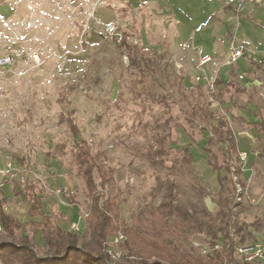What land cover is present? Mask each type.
<instances>
[{
	"label": "rangeland",
	"instance_id": "rangeland-1",
	"mask_svg": "<svg viewBox=\"0 0 264 264\" xmlns=\"http://www.w3.org/2000/svg\"><path fill=\"white\" fill-rule=\"evenodd\" d=\"M263 1L0 0V196L8 199L6 212L22 223L39 220L28 214L26 187L34 182L42 211L66 215L57 224L83 234L94 196L76 164L77 145L85 141L113 173L111 196L130 227L153 232L149 208L161 204L168 182L178 185L183 206H196L202 221L225 227L215 202L221 176L227 177L225 195L235 200L232 232L239 231L245 245L264 242V136L254 137L242 116L258 113L248 103L264 109V70L238 81L240 65L228 61L237 45L252 60L248 18ZM256 79L258 88L251 84ZM222 123L245 154L240 183L231 182L226 167L236 154L214 136ZM159 146L168 152L163 169L147 159ZM93 178L96 195L106 197L110 186L103 190L97 168ZM167 224L164 238L176 259L211 251L207 230L186 223L176 231L174 220ZM119 234L109 236L107 248L125 251L115 243ZM34 236L44 245L40 230ZM235 258L245 263L239 253Z\"/></svg>",
	"mask_w": 264,
	"mask_h": 264
},
{
	"label": "trees",
	"instance_id": "trees-1",
	"mask_svg": "<svg viewBox=\"0 0 264 264\" xmlns=\"http://www.w3.org/2000/svg\"><path fill=\"white\" fill-rule=\"evenodd\" d=\"M122 42L126 44L124 38ZM70 123L69 121V125ZM224 126L223 123L215 126L213 128L214 136L219 137L221 142H227L232 153L236 154V162L229 156L226 167L231 182L234 183L236 177L240 183L243 181V166L240 160L237 139L232 130L224 132ZM69 127L74 134H78L74 125ZM87 147L85 141L78 144V155L76 156V164L83 170L88 189L94 194L92 197L93 203L88 214L90 219L86 221L85 232L79 234L76 231L61 228L57 224V218L67 220V216L64 214L60 213L58 217L46 215L42 211L43 202L40 193L37 191V185L31 182L26 187V197L30 202L28 214L33 219L39 218L38 221L22 223L18 218L6 212L5 207L8 199L0 196V223L2 226L0 235L3 234L7 237V239L0 241V261L2 264H113L107 251V240L112 233L117 231H120L125 237V241L121 245L127 252V256L116 262V264H236L237 248L245 245V240L243 238L239 239V231L232 232L234 228L231 226L233 223L235 225L233 220L235 200L225 195L229 192V189L225 187L227 177L219 176L221 189L215 199L221 213L228 220L225 227L216 228L212 223L202 221L196 206L189 209L179 202L175 193L178 185L168 182L166 189H164L165 193L161 204L149 208V215L153 219V226H155L153 232H140L120 221V215L117 212L119 207L111 196L113 173L104 170L98 160L90 155ZM166 155H168V152L164 146H159L158 150L148 153L147 159L153 167L163 169L165 168L164 157ZM94 168L99 170L103 190L107 188V185L110 186L106 191V197L96 195L95 189L97 186L94 184L93 178ZM236 185L235 183V191H237ZM21 192L17 191V194L20 195ZM102 200L105 201L102 202ZM204 215L208 217L210 213L205 211ZM170 220H174L176 231H181L182 226L186 223L207 230L212 240L210 253L203 255L198 252L191 255L183 252L186 258L176 259L175 254L171 251L170 241L164 238L165 228H167V223ZM36 230L41 231L44 245H40L36 241L34 236ZM23 232H29L30 234L23 236ZM221 237L223 242L220 248L215 249L219 245L218 241ZM243 264L256 263L245 262Z\"/></svg>",
	"mask_w": 264,
	"mask_h": 264
},
{
	"label": "crops",
	"instance_id": "crops-1",
	"mask_svg": "<svg viewBox=\"0 0 264 264\" xmlns=\"http://www.w3.org/2000/svg\"><path fill=\"white\" fill-rule=\"evenodd\" d=\"M250 9L251 14L250 18H248V25L246 29V41L248 42V46L250 48L251 54L249 57L252 60H246L245 55L238 60L236 64H239L240 67L236 71V77L239 81L240 79H248L247 75L251 74L252 72L257 71V69L264 70V1L263 4L258 7H251ZM230 56H228L229 61ZM264 72V71H263ZM254 81V82H253ZM251 82L252 86L255 88H258L260 82L259 80H253ZM219 84H222L223 86L227 87L229 84L231 86L235 85L232 80L229 81H221L219 80ZM237 85V84H236ZM240 91H246L248 92V88L246 87H239ZM247 106L250 110H256L258 111L257 114L251 115L250 112L243 111L242 116L246 118L247 120V127L248 131L251 132L254 137L255 136H264V109H262V105L260 103H248ZM247 131V132H248ZM238 143V140H237ZM238 150H239V144H238ZM264 148L262 149V151ZM256 153H260V151H257ZM1 225V223H0ZM60 226V225H59ZM61 227V226H60ZM62 228V227H61ZM65 230V229H64Z\"/></svg>",
	"mask_w": 264,
	"mask_h": 264
},
{
	"label": "built area",
	"instance_id": "built-area-1",
	"mask_svg": "<svg viewBox=\"0 0 264 264\" xmlns=\"http://www.w3.org/2000/svg\"><path fill=\"white\" fill-rule=\"evenodd\" d=\"M109 31L111 33L115 32L114 27H110ZM119 40H122V37L119 38ZM246 48L243 45H237L231 52L230 58H229V64L233 65L238 62L240 58H242L245 55ZM210 59H206L204 63L209 62ZM7 64V62L5 63ZM242 156H245V154H240ZM2 230V226H0V231ZM125 241V237L122 234L117 235L115 239V243H123ZM220 248L219 245L215 247V249ZM107 251L110 255V258L112 260L113 264H116V262L122 260L124 257L127 256V253L123 250H116L115 248H107ZM210 252L202 253L203 255L208 254ZM237 253L241 255L243 260L248 263H254L257 261H263L264 260V242L259 244H253V245H243L237 248ZM134 258V257H131Z\"/></svg>",
	"mask_w": 264,
	"mask_h": 264
}]
</instances>
